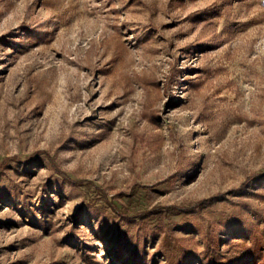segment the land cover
I'll return each mask as SVG.
<instances>
[{"label":"rangeland","instance_id":"obj_1","mask_svg":"<svg viewBox=\"0 0 264 264\" xmlns=\"http://www.w3.org/2000/svg\"><path fill=\"white\" fill-rule=\"evenodd\" d=\"M0 264H264V0H0Z\"/></svg>","mask_w":264,"mask_h":264},{"label":"trees","instance_id":"obj_2","mask_svg":"<svg viewBox=\"0 0 264 264\" xmlns=\"http://www.w3.org/2000/svg\"><path fill=\"white\" fill-rule=\"evenodd\" d=\"M211 201H212L211 199H205L200 201L196 206L197 207L207 206Z\"/></svg>","mask_w":264,"mask_h":264}]
</instances>
